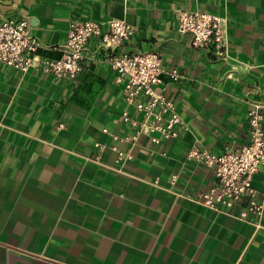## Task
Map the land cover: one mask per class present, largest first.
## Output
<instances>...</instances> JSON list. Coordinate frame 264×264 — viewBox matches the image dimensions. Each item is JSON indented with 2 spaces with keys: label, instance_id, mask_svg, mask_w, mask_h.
<instances>
[{
  "label": "crops",
  "instance_id": "1",
  "mask_svg": "<svg viewBox=\"0 0 264 264\" xmlns=\"http://www.w3.org/2000/svg\"><path fill=\"white\" fill-rule=\"evenodd\" d=\"M176 9L227 17L228 56L194 47ZM12 17L42 48L26 72L0 62V264H264V213L195 202L214 172L190 158L248 141L264 105V0H0V21ZM110 19L136 27L129 50L179 72L159 86L183 117L178 139H135L124 114L145 117L102 55L74 80L36 67L62 58L73 22ZM255 188L264 204L262 175Z\"/></svg>",
  "mask_w": 264,
  "mask_h": 264
},
{
  "label": "built area",
  "instance_id": "2",
  "mask_svg": "<svg viewBox=\"0 0 264 264\" xmlns=\"http://www.w3.org/2000/svg\"><path fill=\"white\" fill-rule=\"evenodd\" d=\"M179 31L190 34L193 45L199 49L211 48L218 57L229 54L228 18L205 11L192 12L176 9ZM137 34L136 27L118 19L106 22L75 21L69 29L68 40L61 48L58 60L41 59L36 67L57 78L74 80L85 70L89 60L102 55L115 72L118 82H125L127 101L141 112L145 120L124 114V121L135 129V139L144 134L159 144L162 139L173 141L180 137L184 125L181 114L172 98L159 89L163 76L173 80L181 77L177 70L164 67L163 56L158 52L129 50ZM97 40L92 51L91 43ZM40 40L31 32L29 20L7 18L0 21V62L21 71L34 66ZM250 131L248 141L241 146L228 145L220 154L209 150H193L190 158L204 163L214 172L210 188L196 194L193 200L213 211L248 221L250 215L262 216L264 204L258 199L255 178L264 177V105L254 103L249 110ZM64 127L60 124L59 128ZM131 158L120 152V160Z\"/></svg>",
  "mask_w": 264,
  "mask_h": 264
}]
</instances>
